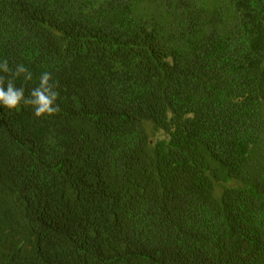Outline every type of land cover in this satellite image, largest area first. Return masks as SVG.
Here are the masks:
<instances>
[{
    "label": "trees",
    "instance_id": "1",
    "mask_svg": "<svg viewBox=\"0 0 264 264\" xmlns=\"http://www.w3.org/2000/svg\"><path fill=\"white\" fill-rule=\"evenodd\" d=\"M0 59L60 93L0 106V264H264V0H0Z\"/></svg>",
    "mask_w": 264,
    "mask_h": 264
},
{
    "label": "clouds",
    "instance_id": "2",
    "mask_svg": "<svg viewBox=\"0 0 264 264\" xmlns=\"http://www.w3.org/2000/svg\"><path fill=\"white\" fill-rule=\"evenodd\" d=\"M0 73L10 74L7 78L0 75V106L7 109H17L22 105L31 106L37 117L53 115L59 110L57 100L59 91L52 78V73L45 71L39 76V83L25 95V87H17L15 80L21 76L25 81L33 78V73L23 64L10 67L7 59H0Z\"/></svg>",
    "mask_w": 264,
    "mask_h": 264
},
{
    "label": "rangeland",
    "instance_id": "3",
    "mask_svg": "<svg viewBox=\"0 0 264 264\" xmlns=\"http://www.w3.org/2000/svg\"><path fill=\"white\" fill-rule=\"evenodd\" d=\"M161 132V131H160ZM160 132L158 133V136H161ZM155 140V139H154Z\"/></svg>",
    "mask_w": 264,
    "mask_h": 264
}]
</instances>
